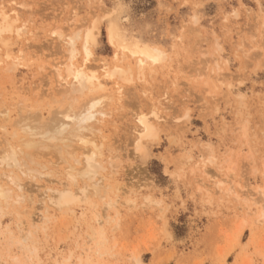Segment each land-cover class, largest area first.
I'll list each match as a JSON object with an SVG mask.
<instances>
[{"label": "rangeland", "instance_id": "374dc122", "mask_svg": "<svg viewBox=\"0 0 264 264\" xmlns=\"http://www.w3.org/2000/svg\"><path fill=\"white\" fill-rule=\"evenodd\" d=\"M0 187V264H264V0H0Z\"/></svg>", "mask_w": 264, "mask_h": 264}, {"label": "bare ground", "instance_id": "6f19581e", "mask_svg": "<svg viewBox=\"0 0 264 264\" xmlns=\"http://www.w3.org/2000/svg\"><path fill=\"white\" fill-rule=\"evenodd\" d=\"M87 36V35H86ZM86 38V37H85ZM72 41V40H71ZM73 43V42H72ZM85 43V42H84ZM83 43V44H84ZM83 47L85 48V45H83ZM71 48V47H70ZM72 49H73V47H72ZM71 49V50H72ZM86 53H88L87 52V50L85 49L84 50ZM159 55V51H158V49H146V50H144V51H142V56L144 57V58H149V60H153L154 61V59H156V57ZM71 59H72V57H70ZM68 59V58H67ZM71 59H69L70 61H71ZM151 60V61H152ZM16 62H17V60H15ZM70 61H68V62H70ZM140 62H144L143 61V59L142 60H139ZM68 62H63V69H62V71H64L65 72V76H68V75H71L72 76V78H74L75 79V82H74V79H73V82L75 83V85L77 84L78 85V87H79V89H83V88H87L88 86H89V84L90 85H92L93 84V80L94 79H96V84L99 86V84H100V82L98 81V79L93 75V74H91L90 73V70L88 69V67L86 66L87 64L86 63H83V62H81L80 64H73L72 62H70V63H68ZM14 64V63H13ZM60 71H61V69H59V68H57L56 69V74L58 75V76H61L60 75ZM65 76H62V78L64 79V77ZM61 78V79H62ZM74 86V85H73ZM93 86V85H92ZM98 86H96V87H98ZM78 87L77 86H74L73 88L75 89H78ZM119 88V87H118ZM90 89H92V88H90ZM120 89V88H119ZM117 91V90H116ZM118 94H119V90H118ZM98 100H100V98L99 99H97L96 101H92L91 103H90V105L89 106H92V105H95L96 104V102L98 103ZM100 112H101V110H100ZM142 116V115H141ZM154 116L158 119V117H157V115L156 114H154ZM138 117V116H137ZM99 117H98V121H99ZM138 119V121H139V124H140V127H139V130H137L138 131V135H137V137H138V139L137 140H139L140 138V136L141 135H144L145 134V136H144V138L145 137H147V135L146 134H148V137H149V135H151V134H154V132H153V130H155L153 127V123L152 122H150L149 121V119H147V118H145V117H138L137 118ZM96 120V119H95ZM96 120V121H97ZM156 120V119H155ZM157 121V120H156ZM156 123V122H155ZM157 124V123H156ZM94 127H95V125H94ZM92 128H93V126H92ZM91 128V129H92ZM97 128H98V126H97ZM138 129V128H137ZM97 130H100V128H98ZM143 137V136H142ZM141 137V138H142ZM135 139V140H136ZM141 140V139H140ZM82 142H84L85 143V141H83L82 140ZM89 142V141H88ZM87 142V143H88ZM138 143V142H137ZM92 144H93V142H92ZM94 146H97V145H93L92 146V148H93V150L92 149H90L89 150V154L88 155H86L85 156V171H86V173H94L95 172V169L98 167V166H100V161H99V159L98 158H95V157H97L96 156V152L97 151H95V150H98V152L100 151V149H97L99 146H97V147H94ZM97 154H99V153H97ZM93 155H95V157H93ZM7 156H9V157H6V158H8L9 160L10 159H14L12 156L13 155H10V154H8ZM99 156V155H98ZM5 158V159H6ZM95 158V159H94ZM4 159V160H5ZM7 159V161H9ZM6 161V160H5ZM222 182L224 183V180H218L217 181V184H219L218 186H220L219 187V189L221 190V189H223V186H221L222 185ZM4 195V196H3ZM5 196H7V192H6V190H4V189H2L1 187H0V197H5ZM52 197V196H51ZM78 197H76V195H75V192L73 191V190H70L69 188H61L60 190H57L56 191V194H55V196L54 197H52V198H50V200H52V202H53V204H55L56 206H59V207H66L69 203H72L75 199H77ZM110 203L111 202H108L107 203V205H110Z\"/></svg>", "mask_w": 264, "mask_h": 264}]
</instances>
